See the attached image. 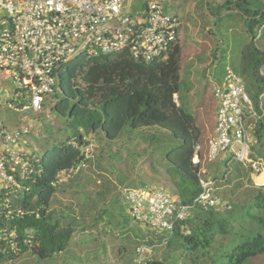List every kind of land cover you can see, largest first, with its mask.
Returning a JSON list of instances; mask_svg holds the SVG:
<instances>
[{"label": "built area", "instance_id": "built-area-1", "mask_svg": "<svg viewBox=\"0 0 264 264\" xmlns=\"http://www.w3.org/2000/svg\"><path fill=\"white\" fill-rule=\"evenodd\" d=\"M135 0H0V73L15 84L6 107L18 115V124L8 130L0 122V218L10 220L25 215L39 218L44 208L24 211L12 208L10 198L28 191L26 184L40 174L39 159L19 145L31 134L28 115L40 113L48 95L57 91V68L77 55L89 57L129 53L136 61L163 62L179 44L182 23L178 15L167 12L163 0H144L134 8ZM260 31L254 42L259 38ZM264 78V64L258 68ZM215 100L214 130L205 149L193 147L191 165L198 167L219 161L224 169L216 177H200V191L183 204L161 186L122 191V201L133 223L142 224L159 243L140 244L134 264H149L153 250L163 247L180 225L182 235L190 230L181 225L195 209L207 212L226 204L216 192L227 184L234 164L253 174L264 166L250 159L257 144L256 122L263 119L261 95L253 104L240 77L226 67L221 82L211 89ZM173 102L178 106L177 95ZM77 148L74 139L67 142ZM84 160L60 170L53 188L68 184L82 174L91 158V145L79 149ZM233 164V165H231ZM22 246H31L29 236L19 238L14 229L0 227V258L15 257Z\"/></svg>", "mask_w": 264, "mask_h": 264}, {"label": "trees", "instance_id": "trees-1", "mask_svg": "<svg viewBox=\"0 0 264 264\" xmlns=\"http://www.w3.org/2000/svg\"><path fill=\"white\" fill-rule=\"evenodd\" d=\"M247 5L248 0H226L222 8L228 12L237 11L244 18L245 32L249 34L254 50L246 52L245 58L252 66L248 75L256 78L264 88V78L258 76V68L264 64V50L253 45L254 28L264 20V11ZM180 69L179 45L163 62L145 64L134 60L127 52L98 57L80 54L57 68L59 95L57 92L52 95L58 97L51 110L65 119L72 136L42 156H35L39 159L40 174L26 184L27 192L10 198L12 208L31 211L43 207L39 218L30 215L10 220L0 218V227L14 229L19 238L29 236L31 246H22L20 254L29 252L47 259L65 251L75 233L74 218L58 217L59 211H48L59 189L53 188L52 182L60 170L84 160L79 149L90 145L86 141L89 135L100 133L106 141H114L125 127L168 131L179 141V145L165 155L167 163L175 170L172 185L176 196L183 204H188L198 195L202 176L199 168L191 165V158L201 131L195 118L186 114L179 103L176 106L173 102V95H177L179 88ZM254 135L257 144L251 148L249 157L264 166L263 119L256 122ZM72 139L77 148L67 144ZM233 174V180L229 178L226 185L237 183L236 186L222 192V198L220 196L226 207L207 212L193 210L181 224L190 230V235H182L180 225L177 226L166 244L167 249L183 248L190 264H251L253 257L264 253V186L256 188L250 180L252 170L241 164L232 169ZM239 179L246 184L241 206L237 198H232L234 188L242 187ZM104 217L95 219L104 222ZM252 223L259 230H252ZM218 236L219 240L216 239ZM16 257H2L0 262ZM149 264L172 263L153 260Z\"/></svg>", "mask_w": 264, "mask_h": 264}, {"label": "rangeland", "instance_id": "rangeland-1", "mask_svg": "<svg viewBox=\"0 0 264 264\" xmlns=\"http://www.w3.org/2000/svg\"><path fill=\"white\" fill-rule=\"evenodd\" d=\"M143 1L135 0L132 5L140 8ZM225 1L163 0L167 12L178 15L182 23L178 44L181 51L178 103L186 114L195 118L201 131L199 144L203 148L212 136L214 127L216 103L211 89L222 80L226 67L240 77L254 105L261 95L264 109V88L256 78L248 75L252 66L245 58L246 52L254 50L249 34L245 32L244 18L237 11L228 12L222 8ZM247 7L264 11V0H248ZM259 31L260 36L253 45L264 50V20L254 28V34L257 35ZM14 88L12 79L0 73V122L6 128L18 124V115L6 107V101L10 99ZM58 95H48L42 111L28 115L31 134L22 142L31 147L36 156H42L45 151L72 136L71 127L65 119L51 110ZM86 141L91 145L92 156L82 174L93 168L97 174L92 175L93 179L90 180H98L101 184L106 182L112 187L111 197L107 201L111 203L106 211L108 216L105 214L106 209L103 211L105 223L96 220V217L87 216L84 207L80 209L84 205L83 194H76L70 201L57 200L53 206L56 212H60L58 217L74 218L75 233L65 251L47 259L27 252L14 259L1 261L0 264H134L138 245L159 243L160 236L144 225L131 221L122 201V191L161 186L174 194L172 181L176 178L175 170L167 163L165 155L175 149L179 141L162 129L132 130L129 127H125L114 141H106L100 133L87 136ZM201 170L205 171L204 175L200 174L205 178L221 175L224 171L219 161L204 164ZM234 176L231 175L230 179L233 180ZM238 181L242 187L234 188L232 198H237L241 206L246 184L240 179ZM233 186L220 187L216 192L222 198V192L233 189ZM116 211L118 215L110 218L112 212ZM61 222L64 224L62 218ZM252 224V230H259L255 223ZM216 239L219 240V236ZM166 247L155 248L153 260L190 264L183 248ZM250 262L264 264V253L253 257Z\"/></svg>", "mask_w": 264, "mask_h": 264}, {"label": "crops", "instance_id": "crops-1", "mask_svg": "<svg viewBox=\"0 0 264 264\" xmlns=\"http://www.w3.org/2000/svg\"><path fill=\"white\" fill-rule=\"evenodd\" d=\"M14 127L15 126H12L7 129L12 130ZM213 130H214V127H213ZM19 148L21 151H25L29 154L34 155L33 154L34 152L31 151V147L24 144L23 142L19 145ZM204 149L205 147L203 148V150ZM236 165L237 164L233 165V169H235ZM216 167H219V166H215V168ZM94 174H97V172H95L92 168L89 172L82 174V176L79 177L76 181H70L67 185L63 186L62 188L57 189V192L55 193V195L53 196L49 204L48 211L55 210V207L53 206V202H56L57 200H69L70 201L76 194H83L85 196L84 205H81L80 209H83L84 207L87 211V214H86L87 216L97 218L98 216L105 215L103 211L106 209L105 210L106 212L108 209V206L111 204V203H108L107 201L111 197L112 187L110 184H107L106 182H103L101 184L100 181L98 180H96V182H93V180H90V178L93 179L92 175ZM250 180L252 181L254 186H257V187L264 186V172L257 174V175L251 174ZM258 180H260V182ZM173 191H174V194L172 195L177 198L174 187H173ZM105 201L107 203H105ZM112 201H114V199ZM76 205H77V202H76ZM117 213L118 211L112 212L111 216L115 217V215L116 216L118 215Z\"/></svg>", "mask_w": 264, "mask_h": 264}, {"label": "clouds", "instance_id": "clouds-1", "mask_svg": "<svg viewBox=\"0 0 264 264\" xmlns=\"http://www.w3.org/2000/svg\"><path fill=\"white\" fill-rule=\"evenodd\" d=\"M262 173V172H261ZM260 174V173H259Z\"/></svg>", "mask_w": 264, "mask_h": 264}]
</instances>
